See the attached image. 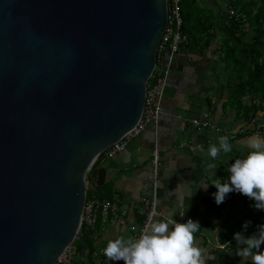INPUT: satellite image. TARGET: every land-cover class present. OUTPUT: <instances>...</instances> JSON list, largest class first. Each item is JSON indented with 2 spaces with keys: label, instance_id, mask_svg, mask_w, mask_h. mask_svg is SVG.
Wrapping results in <instances>:
<instances>
[{
  "label": "water",
  "instance_id": "water-1",
  "mask_svg": "<svg viewBox=\"0 0 264 264\" xmlns=\"http://www.w3.org/2000/svg\"><path fill=\"white\" fill-rule=\"evenodd\" d=\"M166 25V0H0V264L86 261L91 169L140 120Z\"/></svg>",
  "mask_w": 264,
  "mask_h": 264
},
{
  "label": "crops",
  "instance_id": "crops-1",
  "mask_svg": "<svg viewBox=\"0 0 264 264\" xmlns=\"http://www.w3.org/2000/svg\"><path fill=\"white\" fill-rule=\"evenodd\" d=\"M217 38L204 54L180 48L170 65L157 122L133 139L123 152L110 159L101 157L99 186L112 184V200L121 214L115 222L100 223L90 260L84 261L82 252L76 253L80 258L79 262L74 261L76 264H94L96 251L105 248L109 240L133 239L130 227H140L143 221L139 210L141 198L155 200L158 215L154 219L171 215L176 221L188 217L199 222L201 228L194 234L195 243L205 250L206 264H251L250 257L245 260L236 255L237 248L243 246L237 245L233 235L242 232L248 237L257 233L258 228H234L227 198L217 205L213 196L217 191L213 184L221 178V168L229 173L236 159L245 158L251 151L247 141L255 136L244 133L251 126L237 117L233 108L224 107L230 89L218 74L221 65L216 55L220 44ZM244 99L242 102L248 104L249 100ZM204 114L216 127L197 132L190 121L202 119ZM238 130L243 132L228 133ZM220 136L229 138L232 151L221 152L213 160L208 150L210 145L218 144ZM197 145L202 148L192 151ZM154 149L159 154L156 180L152 167ZM208 163L217 165L213 176L206 168ZM222 232L230 237L227 244L218 243L217 236Z\"/></svg>",
  "mask_w": 264,
  "mask_h": 264
},
{
  "label": "trees",
  "instance_id": "trees-1",
  "mask_svg": "<svg viewBox=\"0 0 264 264\" xmlns=\"http://www.w3.org/2000/svg\"><path fill=\"white\" fill-rule=\"evenodd\" d=\"M183 0L180 4L182 15L181 31L186 37V43L181 47L197 54H204L213 45V41L222 34L219 46L216 48L218 63L221 65L220 74L226 76V86L230 89L228 100L224 107L235 110L237 117H242L249 124L252 117L264 110V0H235L232 3L240 19L229 18L222 5L214 0ZM221 7H220V6ZM216 9V11H214ZM248 37L249 39H245ZM247 98L248 104L242 99ZM264 133V128L261 129ZM245 134H252V128L246 129ZM102 154L91 169L95 176L100 166ZM230 174L221 168V178L226 182ZM87 199L112 200V184L105 183L87 191ZM229 211L233 214V227L244 229L246 221H251L247 229L254 231L258 225L264 224V211L254 208V201L232 192L227 196ZM100 229V220L95 227L82 225L80 228L83 240L88 246L86 255L90 260L94 252V235ZM221 244H227L229 238L225 233L219 236ZM77 253L83 246L77 241L73 243Z\"/></svg>",
  "mask_w": 264,
  "mask_h": 264
},
{
  "label": "clouds",
  "instance_id": "clouds-1",
  "mask_svg": "<svg viewBox=\"0 0 264 264\" xmlns=\"http://www.w3.org/2000/svg\"><path fill=\"white\" fill-rule=\"evenodd\" d=\"M251 151L245 158L236 159L229 167L226 182L217 181L213 185L217 191L213 194L215 203L220 205L229 193L237 192L254 201V208L264 211V137L255 135L248 139ZM202 146L192 149L196 151ZM232 151L227 136L218 137V144L209 147L208 154L215 160L221 152ZM207 170L213 176L217 165L208 163ZM208 186H205L206 190ZM251 221H246L243 228L247 230ZM201 228L198 221L188 219L177 222L171 215L151 220L136 239L123 237L109 240L102 250L110 261H123L124 264H206L207 254L195 243V233ZM258 231L248 237L242 232L233 235L238 247L236 255L251 264H264V224L257 226Z\"/></svg>",
  "mask_w": 264,
  "mask_h": 264
},
{
  "label": "built area",
  "instance_id": "built-area-1",
  "mask_svg": "<svg viewBox=\"0 0 264 264\" xmlns=\"http://www.w3.org/2000/svg\"><path fill=\"white\" fill-rule=\"evenodd\" d=\"M183 0H166L167 7V25L164 33L158 44L156 52V64L146 83V93L143 113L138 123L126 133L117 143L105 149L101 154L107 159L113 158L115 155L123 152L129 143L139 137L148 126L155 124L161 114V103L164 97V91L170 74V65L174 55L178 53L181 46L186 43V37L181 31L182 15L180 11V4ZM216 3L222 5L223 12L229 18L240 19V15L235 12L232 3L235 0H214ZM168 52V56L166 53ZM192 128L197 132L215 129V125L210 121L208 114H204L202 119H193L190 121ZM254 135L264 137L261 129L264 128V110L257 112L249 122ZM243 130L229 131L230 135L242 133ZM152 167L153 178L156 180L158 167H159V154L158 150L154 149L152 153ZM139 210L143 216V221L140 227L132 225L130 231L132 232L133 239H136L142 233L144 227L153 220L157 215V206L155 200L141 198L139 201ZM120 211L114 200H98L95 198L85 199L83 213L80 222L82 225L92 228L95 227L100 220L101 224L107 222H115L120 218ZM188 219L185 218L177 220V222L184 223ZM193 220V219H192ZM104 248H99L95 253L94 264H124L123 261H110L103 254ZM76 248L73 244L67 247L60 257L57 259L56 264H76L74 262V255H76Z\"/></svg>",
  "mask_w": 264,
  "mask_h": 264
},
{
  "label": "rangeland",
  "instance_id": "rangeland-1",
  "mask_svg": "<svg viewBox=\"0 0 264 264\" xmlns=\"http://www.w3.org/2000/svg\"><path fill=\"white\" fill-rule=\"evenodd\" d=\"M210 1V0H209ZM209 1H207V0H204V1H202L201 3L203 4V5H207L208 6V2ZM220 6V5H219ZM221 7V6H220ZM214 11H216V9L214 10ZM223 36H222V34H219L218 35V38H217V42H219V41H221V38H222ZM245 39H249L248 37H245ZM217 56H219V54H216ZM217 60V59H216ZM217 69L219 70V67H217ZM220 76V80H223L222 82L224 83L225 82V80H226V76H225V74H220L219 75ZM226 83V82H225ZM222 84V83H221ZM245 101H247L248 99H244ZM231 215L233 216V214L231 213ZM233 223V222H232ZM232 226V225H231ZM233 230H234V228H232ZM223 233V232H222ZM221 233V234H222ZM221 234H219L218 236H217V240H218V238H219V236L221 235ZM228 238H230V237H228ZM230 240V239H229ZM218 243H220L219 241H218ZM261 250H264V244H262L261 245ZM80 261V258H79V256H76V255H74V261Z\"/></svg>",
  "mask_w": 264,
  "mask_h": 264
}]
</instances>
